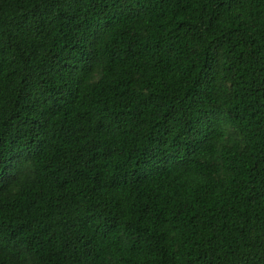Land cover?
Wrapping results in <instances>:
<instances>
[{
  "label": "trees",
  "instance_id": "trees-1",
  "mask_svg": "<svg viewBox=\"0 0 264 264\" xmlns=\"http://www.w3.org/2000/svg\"><path fill=\"white\" fill-rule=\"evenodd\" d=\"M0 264H264V0H0Z\"/></svg>",
  "mask_w": 264,
  "mask_h": 264
}]
</instances>
